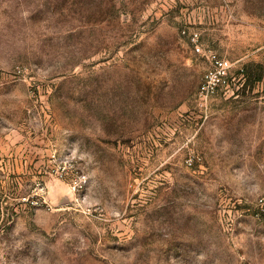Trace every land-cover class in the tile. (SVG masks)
<instances>
[{
	"label": "rangeland",
	"instance_id": "1",
	"mask_svg": "<svg viewBox=\"0 0 264 264\" xmlns=\"http://www.w3.org/2000/svg\"><path fill=\"white\" fill-rule=\"evenodd\" d=\"M260 74L264 0H0V264H264Z\"/></svg>",
	"mask_w": 264,
	"mask_h": 264
},
{
	"label": "built area",
	"instance_id": "2",
	"mask_svg": "<svg viewBox=\"0 0 264 264\" xmlns=\"http://www.w3.org/2000/svg\"><path fill=\"white\" fill-rule=\"evenodd\" d=\"M196 49L200 50L199 46L196 45ZM217 64V70L216 74L219 77L218 80H225L228 78V69L230 67L229 61L222 60V59H216ZM219 82L215 77L207 73L206 80L203 83L201 87V92L204 93L206 96H208L209 93L215 92V90L218 88Z\"/></svg>",
	"mask_w": 264,
	"mask_h": 264
},
{
	"label": "trees",
	"instance_id": "3",
	"mask_svg": "<svg viewBox=\"0 0 264 264\" xmlns=\"http://www.w3.org/2000/svg\"><path fill=\"white\" fill-rule=\"evenodd\" d=\"M242 71H245V69L242 68ZM258 79H264V75L260 74V75L258 76Z\"/></svg>",
	"mask_w": 264,
	"mask_h": 264
}]
</instances>
